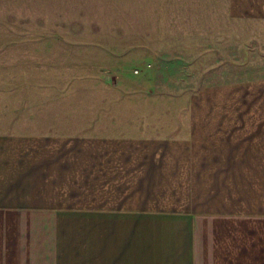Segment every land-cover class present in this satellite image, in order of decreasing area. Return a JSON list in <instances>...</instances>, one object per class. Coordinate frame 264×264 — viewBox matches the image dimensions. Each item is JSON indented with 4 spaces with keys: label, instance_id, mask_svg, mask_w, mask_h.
<instances>
[{
    "label": "crops",
    "instance_id": "crops-1",
    "mask_svg": "<svg viewBox=\"0 0 264 264\" xmlns=\"http://www.w3.org/2000/svg\"><path fill=\"white\" fill-rule=\"evenodd\" d=\"M221 95L217 165L193 136L1 132L0 264H264V76Z\"/></svg>",
    "mask_w": 264,
    "mask_h": 264
},
{
    "label": "rangeland",
    "instance_id": "rangeland-1",
    "mask_svg": "<svg viewBox=\"0 0 264 264\" xmlns=\"http://www.w3.org/2000/svg\"><path fill=\"white\" fill-rule=\"evenodd\" d=\"M234 2L0 0V133L193 136L220 164L221 88L264 76V0Z\"/></svg>",
    "mask_w": 264,
    "mask_h": 264
}]
</instances>
